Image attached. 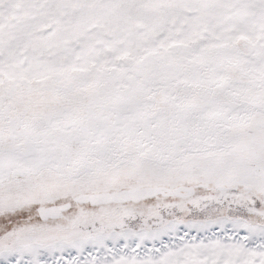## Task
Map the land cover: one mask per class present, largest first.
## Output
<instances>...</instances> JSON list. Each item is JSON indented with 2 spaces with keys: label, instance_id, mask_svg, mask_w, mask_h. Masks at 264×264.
Instances as JSON below:
<instances>
[{
  "label": "snow or ice",
  "instance_id": "obj_1",
  "mask_svg": "<svg viewBox=\"0 0 264 264\" xmlns=\"http://www.w3.org/2000/svg\"><path fill=\"white\" fill-rule=\"evenodd\" d=\"M0 264H264V0H0Z\"/></svg>",
  "mask_w": 264,
  "mask_h": 264
}]
</instances>
